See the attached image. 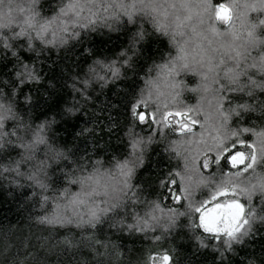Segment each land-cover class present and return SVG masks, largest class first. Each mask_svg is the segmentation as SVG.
I'll list each match as a JSON object with an SVG mask.
<instances>
[{"label": "snow or ice", "instance_id": "snow-or-ice-1", "mask_svg": "<svg viewBox=\"0 0 264 264\" xmlns=\"http://www.w3.org/2000/svg\"><path fill=\"white\" fill-rule=\"evenodd\" d=\"M48 3L52 15L45 17L41 0H28L27 5L0 0V48L4 59L9 54L14 58L15 69L14 90H0V100L7 101L0 102V152L10 147L22 150L21 160L13 167H4L3 172L25 176L42 190L39 203L44 211L36 222L69 230L71 226L82 231L90 229L92 236L107 224L110 229L139 234L138 238L155 242L167 239L174 230L187 228L200 248L211 247L218 254L219 264H233L237 247L264 234V19H259L258 24L248 19L249 11L264 13V0H132L127 5L118 0ZM109 9L114 11L107 14ZM137 16H149L154 32L147 33L141 25L129 47L117 58L93 59L83 77L74 78L71 85L83 104H88L93 99L89 89L118 85L128 78L129 70L135 71L133 57L140 55L150 35L168 38L175 54L169 50L162 56L163 63L154 65L158 69L154 77L149 68L146 78H142L143 87L125 92L124 123L114 121L108 126L109 132L120 128L124 135L117 139L130 151L125 153L123 162L117 161L115 171L102 170L104 161L100 159L94 161L91 170L87 162L80 164L65 174L68 185L76 186L78 191L57 187L53 190L59 195L49 197L44 194L51 187L49 182L54 181L49 169L68 156L53 146L48 135L56 123L54 117L33 128L15 110L13 97L23 92V86L40 85L43 81L35 65L24 62V51L39 57L45 48L63 49L70 40H80L82 32L77 29L96 31L99 24L119 31L113 24H135ZM33 32L45 48L34 45ZM25 36L26 49L10 42ZM254 51L257 56L252 55ZM89 52L95 56L91 49ZM181 74L199 77V83L188 88L177 79ZM17 84L19 87H15ZM185 91L200 94L196 104L183 99ZM25 102L34 104L31 94L25 96ZM83 104L76 101L65 107L64 113L75 116ZM249 114L259 117V131L256 126H244ZM7 121L15 122L11 133L3 131ZM197 126L199 132L195 131ZM19 128L23 129V136H17ZM95 132L96 128H84L78 135ZM12 136H16L15 142L10 139ZM41 145L46 149V159L22 173L20 164L37 159ZM153 145H162L169 160L176 158L178 163L160 170L144 184L137 169L145 166L146 153ZM146 192L154 198L149 199ZM33 195L37 193L33 191ZM129 202L146 204L149 210L142 216L133 208V222L126 223L127 216L121 218V211L127 212ZM157 229L160 235L149 238L148 233ZM92 236L83 237L79 243L65 237L64 243L71 248H90L97 255H107L109 247L116 248L111 239ZM97 246L105 251L100 253ZM149 262L179 264L171 250L159 257L149 255L144 264ZM6 264L25 262L9 259Z\"/></svg>", "mask_w": 264, "mask_h": 264}, {"label": "trees", "instance_id": "trees-1", "mask_svg": "<svg viewBox=\"0 0 264 264\" xmlns=\"http://www.w3.org/2000/svg\"><path fill=\"white\" fill-rule=\"evenodd\" d=\"M14 2L27 5L28 0H14ZM118 2L127 5L131 4L132 0H118ZM223 2L231 3L232 0H223ZM247 2L254 3L256 0H247ZM41 4L43 16L52 15L48 0H41ZM128 10L131 11L130 8ZM113 11V9H109L107 14H111ZM122 18L126 21V17ZM248 19L252 23L258 24L259 19H264V13L249 11ZM141 25L147 33L154 32L149 16H137L135 24H113L119 31H110L107 27L99 24L96 31L77 29L82 32L80 40H70L66 48H52L50 51L40 40L35 39V33H32L34 45L37 48H45V51L39 57L34 52L24 51V62L35 65L43 76V81L40 85H24L23 92L17 94L13 99L15 110L23 116L24 122L31 124L33 128L53 117L56 120L48 135L51 137L53 146L63 151L68 159H61L58 164H53V167L49 169V174L54 177V181L49 182L50 189L44 193L49 197L59 195L53 190L57 187H71L72 191H78L76 186L68 185L65 174L71 173L80 164L87 162L89 170H91L94 161L100 159L104 161L102 170L112 168L115 171L117 161L123 162L126 158L125 153L130 151V149H125L117 139V136L124 135L120 128H113L114 135L113 132L107 130L108 126L112 125L114 121L123 125L125 92L130 91L133 87H143L142 78H146L149 68L153 69L151 75L154 77L158 71L154 65L163 63L162 56H166L169 50H172L173 55L175 54L168 38L159 34L150 35L143 43L140 55L133 57L136 61L135 71L129 70L128 78L118 82V85H111L103 90L99 88V85H96L95 91L89 89L93 99L88 104H83L79 95L72 90L71 85L74 78L83 77L93 59L117 58L119 52L129 47L131 37ZM16 31L19 29L17 28ZM259 32L260 29H257L258 34ZM48 38L51 39V36L49 35ZM27 41L28 38L25 36L10 42L14 46L23 45L26 49ZM90 49L95 53V56L90 54ZM131 54L129 52V55ZM252 55L257 56V52L254 51ZM13 60L14 58L10 54L8 59H4L3 50L0 48V90H3L4 93L14 90L12 83L15 81ZM249 71L255 72L254 69ZM177 79L183 80L188 88L195 87L199 83V77L185 74H181ZM15 87H19V85L17 84ZM29 94L34 101L33 105H28L25 102V96ZM199 96V93L185 91L183 99L194 105ZM76 101H80L83 108L75 116L65 114L64 108L71 106ZM0 102L7 101L0 100ZM14 123L7 121L3 131L11 133ZM259 123V117L249 114L244 126H256L259 131ZM84 128H96V132L78 135ZM137 131L140 129L138 128ZM195 131H200L198 126ZM23 135V129H17V136ZM10 139L15 142L16 136H12ZM162 148V145H153L152 150L146 153L145 166L137 169V176L141 183L148 184L160 170L178 163L176 158L170 161L168 154L163 152ZM41 149L36 154L37 159L20 164L22 173H28L34 165L38 164L39 160L46 159L44 155L46 149L43 145H41ZM21 152V149L14 147L0 152V264H6L9 259L19 260L25 264H36V261H39V264H85V261L87 264H97V261H103V264H144L149 255L160 256L169 250L178 259L179 264H219L218 254L211 247L200 248L187 228L174 230L167 239L155 242L151 239L138 238L139 234L130 235L126 231L110 229L107 224L101 226V231L96 236H92L90 229L82 231L71 226L69 230L68 228L38 224L36 217L42 215L44 211L39 203L42 190L34 186L25 176L17 177L15 173L3 172L4 167H13L16 161L21 160ZM207 174V170H205V175ZM33 191L37 195L34 196ZM145 196H148L149 199L154 198L147 192ZM50 208L51 201L49 202ZM133 208L142 216L149 210L146 204L132 205L129 202L127 212L121 211V218L127 216L126 223L133 222ZM82 211H86V209H82ZM181 219L183 221L184 218ZM154 235H160V230L148 233L149 238ZM88 236H92L93 239H96L97 236L102 240L111 239L116 248L109 247L107 255H97L90 248H71L64 243L65 237H68L73 243H79L83 237ZM97 247L100 253L105 251L102 247ZM117 253L120 255L117 256ZM232 259L233 264H248L249 261H252L253 264H264V234H258L255 239L246 242L244 246L237 247L236 255Z\"/></svg>", "mask_w": 264, "mask_h": 264}, {"label": "rangeland", "instance_id": "rangeland-1", "mask_svg": "<svg viewBox=\"0 0 264 264\" xmlns=\"http://www.w3.org/2000/svg\"><path fill=\"white\" fill-rule=\"evenodd\" d=\"M155 257H159V256H155Z\"/></svg>", "mask_w": 264, "mask_h": 264}]
</instances>
